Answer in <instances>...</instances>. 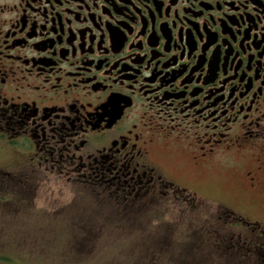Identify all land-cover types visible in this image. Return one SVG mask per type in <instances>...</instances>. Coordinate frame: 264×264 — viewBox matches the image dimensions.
Segmentation results:
<instances>
[{
  "label": "flooded vegetation",
  "instance_id": "1",
  "mask_svg": "<svg viewBox=\"0 0 264 264\" xmlns=\"http://www.w3.org/2000/svg\"><path fill=\"white\" fill-rule=\"evenodd\" d=\"M35 173L264 264V0H0V201Z\"/></svg>",
  "mask_w": 264,
  "mask_h": 264
},
{
  "label": "rangeland",
  "instance_id": "2",
  "mask_svg": "<svg viewBox=\"0 0 264 264\" xmlns=\"http://www.w3.org/2000/svg\"><path fill=\"white\" fill-rule=\"evenodd\" d=\"M31 175L16 179L29 180L31 188L11 184L10 201H0V264H214L212 253L195 258L183 251L184 237L132 234L128 221L120 228L102 220L117 207L101 205L92 191L72 188L54 174Z\"/></svg>",
  "mask_w": 264,
  "mask_h": 264
}]
</instances>
